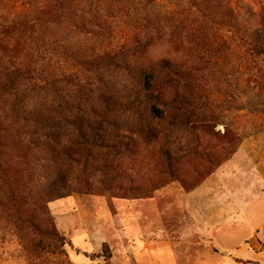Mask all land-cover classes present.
<instances>
[{"label":"rangeland","instance_id":"374dc122","mask_svg":"<svg viewBox=\"0 0 264 264\" xmlns=\"http://www.w3.org/2000/svg\"><path fill=\"white\" fill-rule=\"evenodd\" d=\"M111 95L127 139L89 150L70 107ZM262 134L264 0H0V264H260L254 241L239 255L211 237L225 224L193 200L208 210L209 186ZM32 219L62 254L34 251L16 223Z\"/></svg>","mask_w":264,"mask_h":264},{"label":"crops","instance_id":"0c3cea01","mask_svg":"<svg viewBox=\"0 0 264 264\" xmlns=\"http://www.w3.org/2000/svg\"><path fill=\"white\" fill-rule=\"evenodd\" d=\"M239 168L242 173L235 176L233 172ZM223 170L232 172V176H227V181L221 183L216 180L209 186V209L206 210L197 202L195 191L193 210L196 212L201 205L200 212L205 214L203 221L210 225L225 224L219 229V235L217 226L214 230L210 226V234L211 237L218 236L227 240L226 242L230 241L228 249L223 247L227 252L254 254V243H251L254 241L262 248L256 255V260L264 264V134L246 141L234 155V159L227 162L221 171ZM229 179L232 181L229 182ZM214 197L216 204L214 211H211Z\"/></svg>","mask_w":264,"mask_h":264},{"label":"trees","instance_id":"16d2710c","mask_svg":"<svg viewBox=\"0 0 264 264\" xmlns=\"http://www.w3.org/2000/svg\"><path fill=\"white\" fill-rule=\"evenodd\" d=\"M122 57H116V54L111 56L110 58L100 57L97 59H88L86 63V67H90V70L99 69V63L103 62V65L106 67H112L116 65L117 62L124 63L123 54ZM143 89H139L138 93L141 94ZM146 99V96H145ZM109 101V100H108ZM116 96L111 95L110 106L100 107L99 109L95 107H90L89 109L78 110L74 107H70V110L75 111V117L80 119L86 127V134L83 135L82 139L87 141V146L89 150H105L109 152L118 151L119 143L121 139H127L124 135H119L115 130H110V128H115L114 124V113L118 111L121 107L118 104H115ZM134 101H128L126 105H124L125 110L129 113V111H133ZM143 111H147L149 114L151 110L148 108H144ZM152 118L147 120L148 125L152 124L151 131L149 134H153L161 124V121L155 124L151 121ZM88 151V150H87ZM159 153L161 155L169 153V149L166 147L164 149V145L159 147ZM9 195V193H8ZM10 199H12V194H10ZM16 223L19 225H23L25 229H30L35 237L36 241L33 244L35 252H46V253H59L62 254L63 251L59 250L60 247L64 244V240L62 237L58 236L54 230L51 231H43L36 224L35 221L27 220L20 221L16 220ZM59 247H57V246ZM61 251V252H60Z\"/></svg>","mask_w":264,"mask_h":264}]
</instances>
